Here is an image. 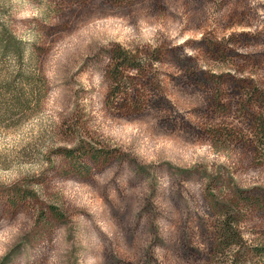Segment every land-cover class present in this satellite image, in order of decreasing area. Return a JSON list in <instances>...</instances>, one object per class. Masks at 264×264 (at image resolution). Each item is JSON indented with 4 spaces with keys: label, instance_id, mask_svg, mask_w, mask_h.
I'll use <instances>...</instances> for the list:
<instances>
[{
    "label": "rangeland",
    "instance_id": "374dc122",
    "mask_svg": "<svg viewBox=\"0 0 264 264\" xmlns=\"http://www.w3.org/2000/svg\"><path fill=\"white\" fill-rule=\"evenodd\" d=\"M0 23L47 83L0 125V264H215L237 189L264 243V0H0ZM115 44L152 69L112 103Z\"/></svg>",
    "mask_w": 264,
    "mask_h": 264
},
{
    "label": "trees",
    "instance_id": "16d2710c",
    "mask_svg": "<svg viewBox=\"0 0 264 264\" xmlns=\"http://www.w3.org/2000/svg\"><path fill=\"white\" fill-rule=\"evenodd\" d=\"M108 57L105 78L108 80V97L114 103L117 98L129 95L127 85L138 86L137 78L130 77V74L144 78L152 66L119 44L109 48ZM38 64L35 51L29 49L7 23H0V125L7 126L21 120L40 107L47 83ZM260 97L263 108L254 118L253 133L257 146L264 145V96ZM84 150L81 148L78 153L62 149V155L67 160L76 161L81 152L88 154ZM89 157L95 161L98 156L93 152ZM240 191H235L236 201L215 205V264H261L264 259V243H248L240 231V198L243 195ZM53 212H57L56 209L53 208ZM254 257L257 260H253Z\"/></svg>",
    "mask_w": 264,
    "mask_h": 264
}]
</instances>
